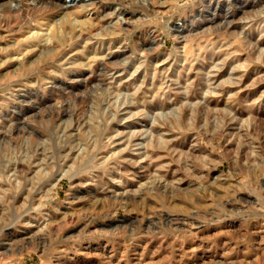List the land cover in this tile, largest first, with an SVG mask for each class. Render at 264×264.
I'll list each match as a JSON object with an SVG mask.
<instances>
[{
  "label": "rangeland",
  "instance_id": "374dc122",
  "mask_svg": "<svg viewBox=\"0 0 264 264\" xmlns=\"http://www.w3.org/2000/svg\"><path fill=\"white\" fill-rule=\"evenodd\" d=\"M89 8L0 20V264H264V0Z\"/></svg>",
  "mask_w": 264,
  "mask_h": 264
},
{
  "label": "bare ground",
  "instance_id": "6f19581e",
  "mask_svg": "<svg viewBox=\"0 0 264 264\" xmlns=\"http://www.w3.org/2000/svg\"><path fill=\"white\" fill-rule=\"evenodd\" d=\"M90 1V2H88ZM95 0H0V9L3 8L2 13H0V20L10 22L11 18L16 17H33V10H47L51 7H55L63 15L67 14V11L73 9H83L88 10L89 7L93 5ZM158 7V6H157ZM155 10V9H154ZM91 13V12H90ZM59 15V14H58ZM61 15V14H60ZM47 18V16H46ZM75 19V18H74ZM13 21V20H12ZM43 21V20H42ZM45 21V20H44ZM55 21V20H54ZM77 21V20H74ZM50 22V21H49ZM53 23L47 30V36L50 39L51 33L56 22ZM43 26V25H42ZM78 26V25H77ZM10 27V26H9ZM182 25H176L178 30H181ZM35 28V27H34ZM78 28V27H77ZM32 29V28H31ZM42 30H36L30 33L29 36H41ZM79 32V31H78ZM46 36V35H45ZM76 37V36H75ZM48 41V40H47ZM46 45V44H45ZM35 46V45H33ZM15 56V55H13ZM21 57V56H20ZM20 62V61H19ZM29 62V61H28ZM31 62V61H30ZM27 63V62H26ZM15 65V64H14ZM20 66V65H19ZM99 68V67H98ZM103 68V66H102ZM17 72V69L14 70ZM3 73V72H2ZM1 75V74H0ZM4 77V76H3ZM53 82V81H52ZM29 89V88H28ZM36 91V90H35ZM40 98V97H39ZM38 101V100H37ZM68 102V101H67ZM34 103V102H33ZM34 106V105H33ZM11 108V107H10ZM26 108V106H25ZM58 108V107H56ZM23 109V108H22ZM27 111V110H26ZM17 112H15L16 114ZM25 114V113H24ZM23 117V116H22ZM64 120V118H63ZM59 121V120H58ZM21 126V125H20ZM57 126V125H56ZM16 165V164H15ZM14 165V166H15ZM13 166V165H12ZM20 168V167H19ZM15 169V168H14ZM9 199V198H8ZM7 207V206H6ZM182 216V215H181Z\"/></svg>",
  "mask_w": 264,
  "mask_h": 264
}]
</instances>
